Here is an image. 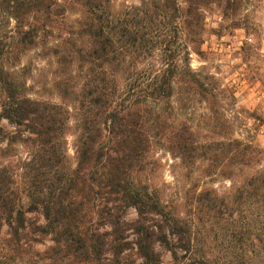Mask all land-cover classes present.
Instances as JSON below:
<instances>
[{
	"label": "trees",
	"instance_id": "16d2710c",
	"mask_svg": "<svg viewBox=\"0 0 264 264\" xmlns=\"http://www.w3.org/2000/svg\"><path fill=\"white\" fill-rule=\"evenodd\" d=\"M257 1L138 0L118 7L116 0H0V264H131L130 255L139 264H164L158 247L174 264H234L230 254L211 256L208 233L220 232L232 246L264 229V148L255 137L230 133L216 108L227 89L214 75L193 72L189 56L200 54L207 9L246 21V7ZM54 33L57 45L50 47ZM38 45L56 60L52 90L60 103L28 85L22 59ZM181 86L206 105L212 115L204 127L217 137L174 116L171 100ZM18 146L28 158L13 165ZM160 149L188 177L224 179L229 189L217 195L194 183L182 217L153 181ZM43 238L51 245L34 251ZM247 258L241 253L237 264Z\"/></svg>",
	"mask_w": 264,
	"mask_h": 264
},
{
	"label": "rangeland",
	"instance_id": "374dc122",
	"mask_svg": "<svg viewBox=\"0 0 264 264\" xmlns=\"http://www.w3.org/2000/svg\"><path fill=\"white\" fill-rule=\"evenodd\" d=\"M137 2L138 0H116V5L122 7L137 4ZM246 10V21H228L222 19L217 7L207 9L204 13L205 32L200 54L191 53L189 65L193 72L200 74V78L214 75L220 88L227 89L216 108L218 112H222L230 125V133L234 137L243 139L255 137L259 145L264 148V0L247 6ZM235 23H239V26H235ZM55 35L54 33L53 37L48 38V46L57 45ZM178 44L182 58L183 51L181 50L185 47L183 36L178 39ZM46 53L40 50V45H38L36 49L25 55L22 64L27 66L30 73L28 85L32 86L42 99L60 103L59 96L52 90V83L57 78L56 60ZM174 89L171 100L174 116H177L180 121L193 124V128L198 129L202 136L215 135L217 137V134H213L211 130L204 127L207 122L206 118L212 115L206 109V105L199 101L197 96H191L192 92L187 88L182 89L181 86V88L175 87ZM252 114L258 120L251 118ZM2 125L12 130L6 122H2ZM196 125L198 126L195 127ZM72 126L73 123L70 122V127ZM67 147L70 162L73 164L74 135L72 128L68 131ZM153 155L159 163L153 175V181L163 192L165 201L175 204L184 218L186 210L183 206V197L191 185L198 183L199 189L201 187L209 189L217 195L227 192L230 187L229 181L220 178H205L200 172L188 177L189 173L180 161L164 150H156ZM27 158L28 150L24 146H18L16 155L10 159V162L17 165ZM2 163L4 162L0 159V164ZM28 218L30 222L37 224L42 222L39 215H29ZM135 219V211L129 210L127 220L133 222ZM208 234L213 258L218 259L225 254H230L234 256L233 263L237 264V256L245 253L248 257L245 264H264V229L249 231L244 242L235 243L232 240V246L223 241L220 232L210 231ZM34 238L38 239L39 236ZM50 245L49 239L43 238L41 243L34 246V251L41 252ZM158 251L164 264H174L169 253L161 247H158ZM127 262L139 264L135 255H130Z\"/></svg>",
	"mask_w": 264,
	"mask_h": 264
}]
</instances>
